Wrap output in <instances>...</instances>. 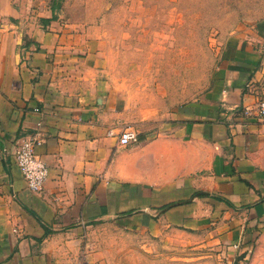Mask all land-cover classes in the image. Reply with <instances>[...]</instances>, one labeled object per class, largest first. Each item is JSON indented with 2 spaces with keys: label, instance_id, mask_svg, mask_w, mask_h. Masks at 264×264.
I'll return each mask as SVG.
<instances>
[{
  "label": "crops",
  "instance_id": "0c3cea01",
  "mask_svg": "<svg viewBox=\"0 0 264 264\" xmlns=\"http://www.w3.org/2000/svg\"><path fill=\"white\" fill-rule=\"evenodd\" d=\"M58 1L0 0V264H103L90 236L104 223L201 232L226 264H264V121L235 116L264 100V23L230 40L202 98L142 122ZM31 137L50 169L40 193L15 163Z\"/></svg>",
  "mask_w": 264,
  "mask_h": 264
},
{
  "label": "rangeland",
  "instance_id": "374dc122",
  "mask_svg": "<svg viewBox=\"0 0 264 264\" xmlns=\"http://www.w3.org/2000/svg\"><path fill=\"white\" fill-rule=\"evenodd\" d=\"M57 3L70 29L90 30L101 75L142 122L168 120L202 98L226 65L230 40L264 23V0ZM90 239L103 264H226L219 246L201 232L153 237L104 223Z\"/></svg>",
  "mask_w": 264,
  "mask_h": 264
},
{
  "label": "built area",
  "instance_id": "2783aa9c",
  "mask_svg": "<svg viewBox=\"0 0 264 264\" xmlns=\"http://www.w3.org/2000/svg\"><path fill=\"white\" fill-rule=\"evenodd\" d=\"M38 111V110H36ZM236 118L257 119L264 121V100L260 101L254 108H243L237 110ZM111 136L114 135L110 131ZM118 139L120 146L126 147L138 141V132L132 126H127L114 135ZM42 144L39 137H31L24 140L15 154V163L21 172L23 179L32 192L40 193L49 178L50 169L44 159L37 153L36 148Z\"/></svg>",
  "mask_w": 264,
  "mask_h": 264
},
{
  "label": "trees",
  "instance_id": "16d2710c",
  "mask_svg": "<svg viewBox=\"0 0 264 264\" xmlns=\"http://www.w3.org/2000/svg\"><path fill=\"white\" fill-rule=\"evenodd\" d=\"M61 9V4L60 3H58V4H56L55 5V9H54V11H56V10H60ZM58 17L56 16V15H54V17L51 19V20H49V21H46L47 23H49V22H51V21H54V20H56ZM47 234H50V232L48 231V232H46Z\"/></svg>",
  "mask_w": 264,
  "mask_h": 264
}]
</instances>
